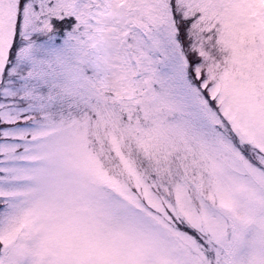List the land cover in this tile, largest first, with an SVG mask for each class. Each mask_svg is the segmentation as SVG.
Segmentation results:
<instances>
[{
  "label": "snow or ice",
  "instance_id": "1",
  "mask_svg": "<svg viewBox=\"0 0 264 264\" xmlns=\"http://www.w3.org/2000/svg\"><path fill=\"white\" fill-rule=\"evenodd\" d=\"M0 264H264V0H0Z\"/></svg>",
  "mask_w": 264,
  "mask_h": 264
}]
</instances>
